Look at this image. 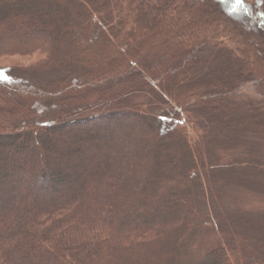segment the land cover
I'll return each instance as SVG.
<instances>
[{"label": "trees", "instance_id": "trees-1", "mask_svg": "<svg viewBox=\"0 0 264 264\" xmlns=\"http://www.w3.org/2000/svg\"><path fill=\"white\" fill-rule=\"evenodd\" d=\"M87 1L0 0V57L39 58L21 69L0 68L6 77L0 78V264L261 261L264 248L257 258L245 248L254 246L247 236L254 225L226 208L245 188L264 189L249 177L263 171L256 160L246 168L220 158L237 142L255 151L259 134L225 133L226 112L214 114L209 104L227 94L213 84H235L222 72L194 70L203 49L217 46L211 37H236L239 24L253 26L264 45V0H120L119 23L111 13L106 20L119 30L118 40ZM223 4L241 19L224 23L208 9ZM239 39L247 57L252 42ZM250 62L254 80L264 84L258 53ZM142 69L162 79L165 92ZM47 74L59 75L54 88L69 98L55 104L35 87L21 88ZM8 91L41 106L27 108ZM42 142L46 151L39 150ZM217 223L221 238L208 248ZM239 237L247 241L235 249Z\"/></svg>", "mask_w": 264, "mask_h": 264}, {"label": "rangeland", "instance_id": "rangeland-1", "mask_svg": "<svg viewBox=\"0 0 264 264\" xmlns=\"http://www.w3.org/2000/svg\"><path fill=\"white\" fill-rule=\"evenodd\" d=\"M87 1V0H86ZM90 1V2H89ZM150 3L154 5H161L163 4L164 0H148ZM190 2L191 0H183ZM88 3H90V9L93 10L94 12H97L96 17L100 24H104L102 26H105L104 28H108L107 30H110V34L114 35V39L111 38L112 40H118L119 38V30L115 28H110V24L106 22L108 18H110L109 13H111V18L114 21V24H117L118 18L117 16V10L118 6H120V0H102L99 2V5L96 6L93 5L92 0H88ZM60 3V2H59ZM62 4V3H61ZM226 4L214 5L210 8H208L210 11H216V13L220 14V17H222V21L228 22L229 19L231 21L234 18L241 19L240 16L236 11H233L231 9L227 8ZM245 10V9H244ZM73 11V12H72ZM70 14L74 17L75 12L74 9L69 10ZM250 12V10H249ZM232 15L233 13V18H229L226 14ZM246 13V12H245ZM213 12L208 13V17H212ZM237 15V16H236ZM234 22V21H232ZM236 22V21H235ZM119 23V22H118ZM119 26H121L119 24ZM239 33L236 37H226L222 36L219 34L218 36H212L211 40L214 41L215 44H217L216 47L213 46H207L203 49V52L201 54V62H199L197 65V71L194 70V72L199 73V74H204L205 72H214L215 75L218 73L224 74V76L227 78V80H230L231 82L235 84L233 87L232 83L231 84H223L222 85H217L213 84L214 90L221 91L223 94H227L224 96V101L221 99H213L211 103L209 104V107L211 108V112L214 114H218L220 111H225V117L230 120V122L227 123V126L225 127L224 131L225 133H228V135H232L234 132L239 134V139H241V136L248 135V138L250 139H255L256 134H259V147L254 151H248L246 150H241L243 146L246 144H241L242 142H237V144H233L232 146L229 147L228 152H226V155L220 156V158L223 160H228L232 161L233 159L238 160L240 162L241 166H244L246 168L252 167L253 164H250L252 161L256 160L259 165V169H262V176H257L253 172V174L249 177L255 178V180L258 181L259 184H261L264 188V84L263 82H257L254 80V71L253 73L250 71V69H254V66L256 67V64H253L250 62V56L253 57L255 56V53H258L260 56V69L264 70V45L262 44L263 37L261 35H257L255 33V29L253 26H251L248 22L245 24H239ZM238 27L236 26V29ZM243 40L249 39L252 42L251 48H247V57L249 60H246V52H245V45ZM220 40H219V39ZM220 42H219V41ZM223 40V41H222ZM172 48L175 49V46H172ZM214 48V50H213ZM245 55V56H244ZM257 56V55H256ZM161 58V57H158ZM39 59L37 57H0V68L6 67V68H23L24 64L25 65H33L36 60ZM245 60V61H244ZM247 61V62H246ZM249 61V62H248ZM169 66H171L170 62H167ZM159 65L160 63L154 62L151 65V68L153 69H158L159 70ZM191 65L194 64H187L184 68L187 69V67H190ZM245 66V69L241 70L240 66ZM258 67V66H257ZM240 68V70H239ZM184 69V70H186ZM175 70V69H174ZM141 75L142 77H146V79L149 81L151 86L155 87L156 85L161 84V89L162 92L166 87L164 85V81L162 79H157L155 75H149L144 70L142 69ZM36 73V72H35ZM147 76H146V75ZM94 76V75H93ZM26 78V77H25ZM25 78H23L25 81H27ZM56 78H59V75L56 74H47L41 77V79H37L34 81L33 84L26 83L25 85H21V88H31L35 87L38 91H41L42 93L40 96H45L49 95L51 96V101L53 103L57 104L58 102H61L63 98H69L70 93L68 91H61V90H56L54 88L53 83L55 82ZM20 79V78H19ZM22 80V79H21ZM23 80V81H24ZM24 81V82H25ZM74 86L72 87H78L80 89V82H75L73 83ZM56 87V86H55ZM33 89V88H32ZM158 91V89H155ZM45 91V92H44ZM61 91V92H60ZM8 91L7 93L10 94L9 96L13 98V100H18L26 104L25 107L27 108H33L41 106V104L36 100V102L33 105V101L27 102L25 98L22 99V96L20 93H16V91ZM159 92V91H158ZM16 93V94H15ZM160 93V92H159ZM72 94V93H71ZM71 96H75V94H72ZM37 97V96H36ZM39 99V98H37ZM78 99V98H76ZM165 100H169L168 97H164ZM223 99V98H222ZM164 100V101H165ZM128 102V101H127ZM32 104V105H31ZM226 104V105H225ZM57 106V105H56ZM181 111V110H179ZM250 114L251 115V123L249 125L247 124V120L245 119V114ZM187 113L185 111L181 113L182 117H184ZM16 116H21V115H16ZM244 117V119H243ZM240 118V123L236 124L235 119ZM55 119V118H53ZM225 119V118H224ZM243 119V120H242ZM22 120V119H19ZM17 120L16 122H18ZM233 121V122H232ZM204 125H207V123H204ZM210 125V124H209ZM238 125V126H237ZM163 127L161 129L162 131L168 132V128L164 129ZM219 130V131H218ZM215 133L223 132L222 128H218L214 130ZM243 133L241 136L240 134ZM232 136H235L232 135ZM238 136V135H236ZM257 139V138H256ZM240 141V140H239ZM46 142V141H45ZM42 142L39 143V150L40 151H46L49 148V144ZM235 161V160H234ZM250 164V165H249ZM256 165V164H254ZM261 166V167H260ZM206 173V171H205ZM2 182L4 181L6 183V179L3 178L1 180ZM52 193L55 192V189L51 188ZM209 191H211L209 189ZM241 191V190H240ZM3 193V192H1ZM241 197L236 198L234 197L233 202L229 203V207L226 208L228 212H232L235 209H238V211L242 214H244L247 217V220L249 219L250 224L254 225V228L251 229L249 232H247V236L250 238L251 236V243H253L254 246L246 245L245 248L247 247L246 251L250 254V256H254L257 258L258 255L255 254V251L258 250H263L264 246V189L259 190V192L254 191V189H249L245 188L243 191H241ZM211 194V193H210ZM212 196V194H211ZM212 200V198H211ZM225 202L219 201L218 205L224 209V204ZM5 205V203L3 204ZM217 227L215 228L216 233H211L206 237L205 244L209 247L215 246L217 242H219L221 238V229L219 227V224H216ZM220 233L219 234V231ZM220 237V238H219ZM247 239H242L241 237L236 238L234 240V245L235 249L240 247H243L246 243ZM255 243V244H254ZM260 243V244H258ZM257 244L260 246V248H256ZM232 251V254L234 255V248H230ZM205 251V249L203 250ZM203 253V252H202ZM253 254V255H252ZM231 263L233 262L231 258ZM176 264H181V262L176 263ZM183 264V263H182ZM253 264H264V257L261 261H255Z\"/></svg>", "mask_w": 264, "mask_h": 264}, {"label": "snow or ice", "instance_id": "snow-or-ice-1", "mask_svg": "<svg viewBox=\"0 0 264 264\" xmlns=\"http://www.w3.org/2000/svg\"><path fill=\"white\" fill-rule=\"evenodd\" d=\"M0 78H6L4 77V73L2 71H0Z\"/></svg>", "mask_w": 264, "mask_h": 264}]
</instances>
